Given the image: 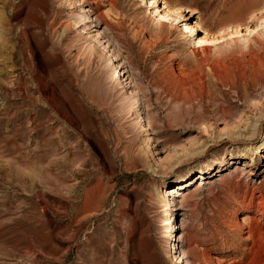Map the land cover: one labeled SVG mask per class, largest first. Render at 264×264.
I'll list each match as a JSON object with an SVG mask.
<instances>
[{
	"label": "rangeland",
	"instance_id": "obj_1",
	"mask_svg": "<svg viewBox=\"0 0 264 264\" xmlns=\"http://www.w3.org/2000/svg\"><path fill=\"white\" fill-rule=\"evenodd\" d=\"M0 19V264H264V0H0Z\"/></svg>",
	"mask_w": 264,
	"mask_h": 264
},
{
	"label": "bare ground",
	"instance_id": "obj_2",
	"mask_svg": "<svg viewBox=\"0 0 264 264\" xmlns=\"http://www.w3.org/2000/svg\"><path fill=\"white\" fill-rule=\"evenodd\" d=\"M258 110L259 109H257V111ZM252 112H253L252 110L251 111H248V110L238 111L237 112L238 114L236 113L232 118L226 120L225 123H224V126L218 128L217 130H215L213 132V136L215 137V140H217V141H226L228 139H231L233 136H235L236 133L241 128H243V125H247L248 124V123L247 124H244V123H246V122H248L250 120V118L252 117ZM255 118H256V116H255ZM250 127L247 126L246 130H248ZM201 128L203 129V133L204 132L207 133V131H209V126L206 125V124H202ZM252 129L255 130L257 128L254 126V128H252ZM190 142H191V140L189 138H186V136H183V140H181V141L179 140L174 146H172V147H164V149H163V152L165 153L164 159L165 160L173 159L174 161L175 160H180L182 158V156L184 155L185 151L188 149V146H189ZM197 146L203 149L206 146H209V144H207L205 141H203V142L201 141L200 143H198ZM255 151L258 152V151H261V149H259L258 146H257V149H255Z\"/></svg>",
	"mask_w": 264,
	"mask_h": 264
}]
</instances>
